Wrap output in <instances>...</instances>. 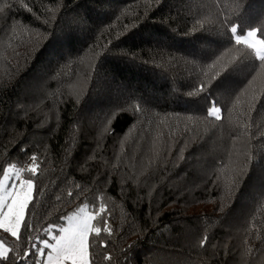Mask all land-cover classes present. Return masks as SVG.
<instances>
[{
    "label": "trees",
    "instance_id": "16d2710c",
    "mask_svg": "<svg viewBox=\"0 0 264 264\" xmlns=\"http://www.w3.org/2000/svg\"><path fill=\"white\" fill-rule=\"evenodd\" d=\"M253 29L264 0H0V180L32 181L3 264L83 207L89 264H264Z\"/></svg>",
    "mask_w": 264,
    "mask_h": 264
},
{
    "label": "snow or ice",
    "instance_id": "6c2138e0",
    "mask_svg": "<svg viewBox=\"0 0 264 264\" xmlns=\"http://www.w3.org/2000/svg\"><path fill=\"white\" fill-rule=\"evenodd\" d=\"M231 31L233 34L236 33V27H232ZM256 29L249 31L247 33V37H255L257 34ZM237 43H247V38L236 36ZM259 45V47L257 46ZM248 47L251 48L254 52L255 57L259 61H264V40H253L251 43H248ZM228 66L225 65L221 69V71L216 73V78L225 71ZM219 109L212 108L209 110V116H216ZM219 117L217 116V119ZM35 160V157H33ZM29 171H35V169H30ZM9 171L5 170L4 179L0 180V188H5V181L9 179ZM27 188L31 190L32 181L28 180L26 182ZM21 192H24L23 187L21 188ZM8 196L11 198V202L0 198V227H5L6 222H10V227L6 228V231L11 233V236L14 238H18L19 235V227L21 225V221L24 218V209L28 203V193H24L23 199L16 198L15 189L8 190ZM7 211H4V209ZM81 212L84 209L80 210ZM104 209L101 208L99 212L96 213L95 216L89 215L83 218H74L73 216L65 217L68 226H61L59 228V235L52 236V239L55 243H50L48 239H42L39 241V244L42 247H37L36 243H32V250L30 252L25 253V255L21 258L19 264H23L31 255L35 253H39L41 256L45 254L46 249H50L51 251L47 254V264H64V261H71V264H89V246H88V234L90 232L94 233L96 236H99L101 229L99 227H94L91 221L97 219L102 213ZM11 218V219H10ZM51 229H48L49 234L51 235ZM106 234H111V229L109 227H105ZM206 239L202 241L206 243ZM5 241L0 240V264H3L4 261H7L10 256V249L5 247ZM102 248H107V242H104L100 245ZM54 253V255H53ZM104 259L106 261L111 260V256H105Z\"/></svg>",
    "mask_w": 264,
    "mask_h": 264
},
{
    "label": "rangeland",
    "instance_id": "374dc122",
    "mask_svg": "<svg viewBox=\"0 0 264 264\" xmlns=\"http://www.w3.org/2000/svg\"><path fill=\"white\" fill-rule=\"evenodd\" d=\"M249 39L251 40V42L253 40H259L256 37H249ZM257 46L259 47V45H257ZM7 170L9 171L10 175H9V179L7 181H5L6 187L0 188V198H3L4 200H6L10 203L11 198L8 196V190L12 189L14 187L16 198L23 199L24 193L26 192V193H28V200H29L30 196H31V190H29L27 188L26 183H22V182H26L28 180L24 179V177H22L20 174H18L13 167L8 168ZM3 179H4V176H3L2 180ZM22 187L24 189V192H21ZM81 209H84V211L81 212L80 211ZM81 209L78 212H76L75 214H73L72 216L74 218H83V217H87L89 215H92L86 208L83 207ZM4 211H7V209L5 208ZM91 223H92V221H91ZM66 226H68V224ZM8 227H10V222H6L5 227H0V230L6 231V228H8ZM7 232H9V231H7ZM88 236H89V234H88ZM87 243H88V241H87ZM4 246L6 247V245H4ZM53 255H54V253H53ZM65 262H71V261L66 260V261H64V263ZM44 264H47V256H46Z\"/></svg>",
    "mask_w": 264,
    "mask_h": 264
},
{
    "label": "built area",
    "instance_id": "2783aa9c",
    "mask_svg": "<svg viewBox=\"0 0 264 264\" xmlns=\"http://www.w3.org/2000/svg\"><path fill=\"white\" fill-rule=\"evenodd\" d=\"M33 166V159H30L27 164L24 166V170H29Z\"/></svg>",
    "mask_w": 264,
    "mask_h": 264
}]
</instances>
